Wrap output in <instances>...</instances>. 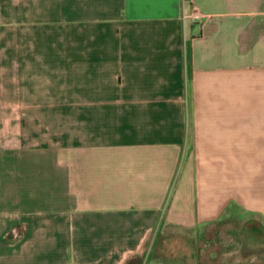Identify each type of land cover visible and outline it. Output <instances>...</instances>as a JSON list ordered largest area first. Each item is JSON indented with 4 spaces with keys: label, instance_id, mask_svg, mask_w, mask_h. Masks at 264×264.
Listing matches in <instances>:
<instances>
[{
    "label": "crops",
    "instance_id": "obj_1",
    "mask_svg": "<svg viewBox=\"0 0 264 264\" xmlns=\"http://www.w3.org/2000/svg\"><path fill=\"white\" fill-rule=\"evenodd\" d=\"M0 110V264H212L169 232L264 217V0H0Z\"/></svg>",
    "mask_w": 264,
    "mask_h": 264
},
{
    "label": "rangeland",
    "instance_id": "obj_2",
    "mask_svg": "<svg viewBox=\"0 0 264 264\" xmlns=\"http://www.w3.org/2000/svg\"><path fill=\"white\" fill-rule=\"evenodd\" d=\"M13 111L0 110V122H5V117L13 116V114L8 115ZM6 122L9 125L6 138L14 140V121L12 119ZM4 154L11 155L9 151L7 153L0 149V157ZM7 164L0 161V170H4V165ZM218 224L214 227L202 226L195 233L178 232L177 230L169 232V236L174 237L171 238L172 243L170 242V256H175V253L179 251L182 244L174 243V241L181 236L185 237L187 241L184 246L198 252V258L203 263L264 264V217L235 209L230 212V215L225 214L221 217ZM199 237L201 240L198 239ZM182 239L180 240L182 241ZM209 256L210 258H208Z\"/></svg>",
    "mask_w": 264,
    "mask_h": 264
},
{
    "label": "built area",
    "instance_id": "obj_3",
    "mask_svg": "<svg viewBox=\"0 0 264 264\" xmlns=\"http://www.w3.org/2000/svg\"><path fill=\"white\" fill-rule=\"evenodd\" d=\"M200 16V14L199 13H196V12H184L183 13V17L185 18V19H188V18H196V17H199Z\"/></svg>",
    "mask_w": 264,
    "mask_h": 264
}]
</instances>
